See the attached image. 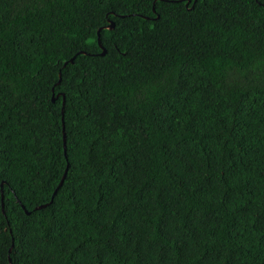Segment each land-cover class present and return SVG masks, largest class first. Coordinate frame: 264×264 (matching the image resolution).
Segmentation results:
<instances>
[{
	"label": "trees",
	"instance_id": "obj_1",
	"mask_svg": "<svg viewBox=\"0 0 264 264\" xmlns=\"http://www.w3.org/2000/svg\"><path fill=\"white\" fill-rule=\"evenodd\" d=\"M190 1L0 0V264H264V0Z\"/></svg>",
	"mask_w": 264,
	"mask_h": 264
},
{
	"label": "water",
	"instance_id": "obj_2",
	"mask_svg": "<svg viewBox=\"0 0 264 264\" xmlns=\"http://www.w3.org/2000/svg\"><path fill=\"white\" fill-rule=\"evenodd\" d=\"M197 0H194V3L196 2ZM179 2H186V7H188L189 6V4H190V0H179ZM153 11H155L154 9H153ZM158 17V16H157ZM112 27H113V24H111L109 27H108V29H112ZM97 37H98V45H99V47H100V49H101V56H104L105 54H106V50L104 49V47L102 46V44H101V41H100V30H98V32H97ZM81 54V53H80ZM82 54H84V53H82ZM77 56V55H76ZM76 56H74L72 59H70V61L69 62H65L64 63V66H66L68 63H73L74 62V59H75V57ZM64 151H65V153H66V141H65V135H64ZM65 175H66V172H65V174H64V176L62 177V179H61V181H60V183H59V185H58V187H57V189L54 191V194H53V196H52V199H53V197L55 196V194L57 193V191H58V189L62 186V184H63V182H64V179H65ZM47 205H42V206H39V207H37L36 209H42V208H44V207H46ZM27 214H28V212H26ZM9 263L11 264V261H10V259H9Z\"/></svg>",
	"mask_w": 264,
	"mask_h": 264
}]
</instances>
